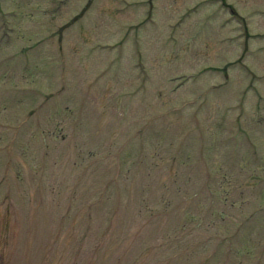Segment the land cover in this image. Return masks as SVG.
I'll use <instances>...</instances> for the list:
<instances>
[{"label": "rangeland", "instance_id": "rangeland-1", "mask_svg": "<svg viewBox=\"0 0 264 264\" xmlns=\"http://www.w3.org/2000/svg\"><path fill=\"white\" fill-rule=\"evenodd\" d=\"M0 264H264V0H0Z\"/></svg>", "mask_w": 264, "mask_h": 264}]
</instances>
